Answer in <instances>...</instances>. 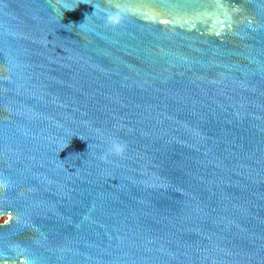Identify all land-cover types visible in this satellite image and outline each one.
Wrapping results in <instances>:
<instances>
[{
	"label": "water",
	"instance_id": "95a60500",
	"mask_svg": "<svg viewBox=\"0 0 264 264\" xmlns=\"http://www.w3.org/2000/svg\"><path fill=\"white\" fill-rule=\"evenodd\" d=\"M0 264H264V0H0Z\"/></svg>",
	"mask_w": 264,
	"mask_h": 264
},
{
	"label": "clouds",
	"instance_id": "9594fccd",
	"mask_svg": "<svg viewBox=\"0 0 264 264\" xmlns=\"http://www.w3.org/2000/svg\"><path fill=\"white\" fill-rule=\"evenodd\" d=\"M96 10H97V9H96V7H95V11H96ZM93 14H95V12H94ZM106 20H107V22L111 23V21H112V17H111V15L106 16ZM86 21H87V18H86ZM86 21L80 24V26H81L82 28L85 26ZM108 150H109L110 152L114 153V154H120V153L123 152V150H124V145L121 144V143L119 142V140L113 139V141L111 142V145H110V147H109Z\"/></svg>",
	"mask_w": 264,
	"mask_h": 264
},
{
	"label": "flooded vegetation",
	"instance_id": "af4514ba",
	"mask_svg": "<svg viewBox=\"0 0 264 264\" xmlns=\"http://www.w3.org/2000/svg\"><path fill=\"white\" fill-rule=\"evenodd\" d=\"M4 220V219H3Z\"/></svg>",
	"mask_w": 264,
	"mask_h": 264
}]
</instances>
